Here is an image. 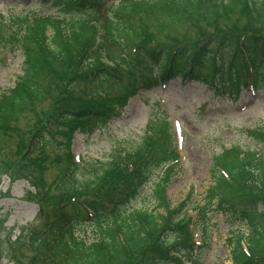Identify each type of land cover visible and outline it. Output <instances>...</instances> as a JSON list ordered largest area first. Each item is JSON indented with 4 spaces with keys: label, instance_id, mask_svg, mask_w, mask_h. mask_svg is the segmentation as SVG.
I'll list each match as a JSON object with an SVG mask.
<instances>
[{
    "label": "trees",
    "instance_id": "1",
    "mask_svg": "<svg viewBox=\"0 0 264 264\" xmlns=\"http://www.w3.org/2000/svg\"><path fill=\"white\" fill-rule=\"evenodd\" d=\"M48 1L63 17H24L11 36L24 49L25 64L15 87L0 97V132H14L13 122L30 111L37 118L45 116L18 163L44 153L59 124L65 139L77 130L92 135L121 116L129 97L176 77L203 82L222 93H227L225 85L233 94L242 86L264 88V30L236 33L220 26L232 15L264 29V0ZM164 13L170 22L157 20ZM135 15L144 21L142 27ZM191 22L217 24L220 29L204 37L160 38ZM227 49L230 60L221 61ZM109 85L122 94L109 95ZM47 100L49 108L39 111ZM170 130L167 121L153 117L139 142L115 149L99 169L63 153L62 192L43 226L28 233V248L37 254L43 250L52 264H202L201 255L211 246L208 214L220 211L233 223L250 227L247 234L237 232L229 239L233 264H264V153L237 146L215 157L212 183L203 204L194 206L199 220L196 242V219L182 225L189 202L173 206L166 195L169 168L178 160V151L163 141ZM248 133L264 142V124ZM10 168L8 159L0 162V181ZM157 170L164 171L153 185L155 209L133 208ZM88 224L94 225L96 235L89 243L77 235Z\"/></svg>",
    "mask_w": 264,
    "mask_h": 264
},
{
    "label": "rangeland",
    "instance_id": "2",
    "mask_svg": "<svg viewBox=\"0 0 264 264\" xmlns=\"http://www.w3.org/2000/svg\"><path fill=\"white\" fill-rule=\"evenodd\" d=\"M120 1L111 0L110 3ZM33 14L63 17L48 0H0V97L14 88L23 74L24 49L16 45L11 36L18 29L19 19L29 18ZM164 14L158 15L157 20L170 22L171 17ZM134 20L138 25L141 23V27L144 24L139 15H135ZM220 26L225 31L239 30L240 33L244 30H264L260 25L248 26L244 17L232 15L223 20ZM200 29L202 32H198ZM219 29L217 24L195 25L191 22L171 28L165 35L158 34V37L166 39L178 35L184 40L199 34H203V37L216 34ZM47 34L52 37L53 30ZM230 51L227 49L220 60L229 62ZM225 86L227 93H222L221 88H218V92L203 82L179 77L150 91H139L127 99L122 106L121 116L108 126L92 135L77 130L68 140L61 135L63 128L59 124L60 130L54 133L44 153L39 151L29 160L18 163L22 154H27L25 151L33 131L43 127L45 118H37L32 111L22 114L11 125L14 132L9 135L0 132V162L8 159L11 167L0 181V264H52L53 259L43 250L37 254L28 248L27 236L33 228L43 226L47 213L62 192L60 184L66 172L59 163L63 153H71L79 160L96 164L99 169L115 149L139 142L153 117L167 121L171 128L169 137L163 141L169 142L171 148L178 151V160L169 168L172 177L168 181L166 195L173 206L187 199L188 214L182 223L187 226L196 215L194 206L203 204L212 183L215 157L237 146L242 149L256 148L264 153V142H256L248 133V130L264 124V88L254 90L242 86L241 91L233 95L234 89ZM94 89H99L98 85ZM106 91L114 97L122 94L111 85L106 87ZM49 103L45 101L44 106H38V110L48 109ZM2 147H6L7 153H1ZM162 174L163 170L153 174L141 195L133 202V208L155 209L152 190ZM208 215L211 218L208 224L211 246L202 253V264H233L229 239L237 232L247 234L250 227L233 223L220 211ZM195 226H199L197 219L192 231L197 240L198 229ZM94 229V225L88 224L78 229L77 235L88 243L92 242L96 238Z\"/></svg>",
    "mask_w": 264,
    "mask_h": 264
}]
</instances>
